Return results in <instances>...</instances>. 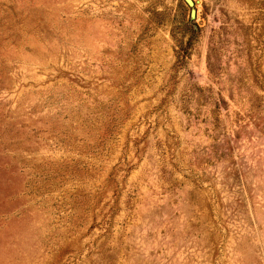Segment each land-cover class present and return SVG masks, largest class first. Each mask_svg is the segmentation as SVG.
<instances>
[{"label": "rangeland", "instance_id": "rangeland-1", "mask_svg": "<svg viewBox=\"0 0 264 264\" xmlns=\"http://www.w3.org/2000/svg\"><path fill=\"white\" fill-rule=\"evenodd\" d=\"M192 2L0 0V264H264V0Z\"/></svg>", "mask_w": 264, "mask_h": 264}, {"label": "water", "instance_id": "water-1", "mask_svg": "<svg viewBox=\"0 0 264 264\" xmlns=\"http://www.w3.org/2000/svg\"><path fill=\"white\" fill-rule=\"evenodd\" d=\"M185 3L191 9L190 18L193 20L195 18V14H196V11L194 9V3L192 2V0H185Z\"/></svg>", "mask_w": 264, "mask_h": 264}, {"label": "trees", "instance_id": "trees-1", "mask_svg": "<svg viewBox=\"0 0 264 264\" xmlns=\"http://www.w3.org/2000/svg\"><path fill=\"white\" fill-rule=\"evenodd\" d=\"M188 46H189V45H187V46L184 48V50H183V51H184V52H183V53H184V56H186Z\"/></svg>", "mask_w": 264, "mask_h": 264}]
</instances>
